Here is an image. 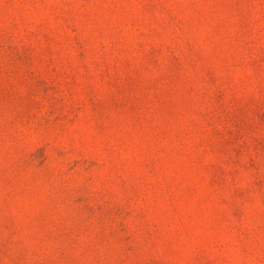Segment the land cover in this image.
I'll list each match as a JSON object with an SVG mask.
<instances>
[{"label": "rangeland", "instance_id": "374dc122", "mask_svg": "<svg viewBox=\"0 0 264 264\" xmlns=\"http://www.w3.org/2000/svg\"><path fill=\"white\" fill-rule=\"evenodd\" d=\"M0 264H264V0H0Z\"/></svg>", "mask_w": 264, "mask_h": 264}]
</instances>
